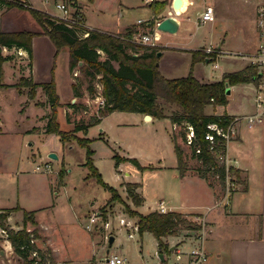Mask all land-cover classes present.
I'll list each match as a JSON object with an SVG mask.
<instances>
[{"label":"rangeland","instance_id":"1","mask_svg":"<svg viewBox=\"0 0 264 264\" xmlns=\"http://www.w3.org/2000/svg\"><path fill=\"white\" fill-rule=\"evenodd\" d=\"M62 1L67 4L70 11L75 10L71 8L72 0ZM119 2L123 4L124 0H119ZM263 2L264 0L261 1L262 4L259 8L263 6ZM199 4L202 6L203 3ZM234 4L235 7L231 2L222 5L223 14H219L217 17L215 14L212 21L206 23L200 22L197 15L194 14L193 19L174 34L158 31L155 21L152 27L148 26V23L154 20V18L151 19L154 8L153 4L148 5L145 0H132L131 7H121L116 0H102L101 5L97 8L95 4H92L98 12L90 9L87 12V8L83 10L93 25L106 30H118V25L124 27V25L135 23L137 19L143 20L142 25L138 26H143L146 28L145 31L150 33L153 30L157 31L160 35L155 46L157 52L163 50V53L158 57L159 74L168 79H177L193 73L204 81L212 82L222 79L224 73L247 67L252 62L251 57L256 53L255 48L260 43L261 37L258 36L254 39L251 32V26L255 25V20L248 19L246 15L251 10L248 9L251 7V3H248V0H240L239 3L234 2ZM34 5L37 6L35 9L46 10L52 14L51 16L62 14V11L55 7L53 0L48 2L38 0ZM78 12L82 14L81 11ZM32 21L33 24H36L35 20ZM246 22L249 25L245 26ZM28 26L26 28L30 29L31 27ZM35 41L37 48L34 56L39 62L40 81H50L54 74L56 93L60 99L62 98L61 106L67 112L64 115L61 109L57 108L56 122L59 124V129L68 134L69 138L62 142L59 134H49L46 131L51 112L47 110L44 114L43 107L37 106L42 102L40 99L44 98L41 87H37L33 95L29 94L30 87L25 85L23 86L27 90V95L20 94L18 88L13 86L5 87L0 91V207H2L0 211L9 208L13 209L11 211L19 210L15 209L17 206L29 211L47 206L50 208L49 205L54 200L58 207L56 206L53 212L51 209L44 208L35 215L39 223L45 225L62 219L67 223L73 221L72 206H75L83 219H89L96 215L98 217L96 219L100 223H104V225L106 222L109 223L106 228L107 232L116 237L113 245L107 246L110 249V254H122L126 257L127 264L159 263L158 245L154 235L150 231L141 234L135 229L133 230L135 238L130 239L129 231L120 226L119 219L123 217L126 221L130 218L132 221V218L138 220L136 216L128 214V208L145 213L155 206L157 196L159 198L162 195L165 196L163 165L176 162L175 144L169 139V135L172 139L174 136L177 138L178 144L185 152L184 157L188 162V171L196 174L195 168L201 162L193 155L192 148L184 143L185 139L183 140L182 134L186 128L181 125L173 128L170 125V119L166 118L146 120L145 115L142 117V113L139 111L113 110L103 117L101 124L91 126L88 133L83 131L74 133L75 124L87 123L93 115L99 114L98 107H101L102 98L104 102L100 75L92 80L94 91L89 93L91 82L88 77L83 75L80 66L76 65L72 70L67 67L66 49L63 48L58 55L54 56L55 45L48 36L38 37ZM220 43L221 47H219ZM202 48L206 53L217 54V58L210 59L209 62L200 60L193 64L192 53ZM99 51L101 50L99 49ZM126 51L132 53L129 48ZM244 56H249V58L246 59ZM18 57L15 55L10 57L13 71L11 70L12 74L9 77L6 72L5 78L7 81H15L14 84L19 83L22 76L28 78L31 75L28 72V69L31 68L28 56L25 59ZM98 59L105 60L102 51L99 53ZM72 85H75L76 88H73ZM232 90L228 106L229 112L237 110L239 103L246 98L248 100L252 95L251 84H236ZM25 100H29V103L32 102V104L22 110ZM72 101L74 102L72 103ZM160 101L164 103L163 100L158 99V102ZM46 103L49 105L48 101ZM164 106L167 113H172L173 107L167 103H164ZM206 111L208 114L218 113L219 115L224 113L226 108L225 106H217V108L208 106ZM42 114H44L43 117ZM100 129L103 131L101 132ZM73 135L91 140L89 146L93 150L92 163L96 166L102 180L114 188L121 185L119 189L115 188L117 196L114 195L116 196L114 200L111 201V193L104 189L95 177L91 176L89 166L85 165L86 147L80 146L77 140L72 139ZM50 153H55L58 159L49 158ZM117 157L135 158L144 169H139L136 164L130 161H122L120 166L116 167ZM44 163L48 164L52 171H47ZM37 165L41 168L40 171L36 170ZM160 166L163 169H160ZM117 169L121 170L120 173ZM240 176L243 177L242 174ZM65 177L67 187L72 188L73 191L70 194L72 196L69 197L70 199L65 196L63 189L65 186L61 185ZM123 178L127 182L137 181L143 184L141 193L146 197L143 205L134 206L131 197H128L126 193V183H123L125 181L120 184V180ZM216 182L217 180L214 181V183ZM52 183L55 186L53 185L50 193L49 187L52 186ZM56 191H59L57 196L55 195ZM35 212L34 214H36ZM12 217L13 224L14 221H19L22 225L23 213H13ZM189 217L199 225L203 223L202 217L198 214L190 213ZM206 226L208 229V222H206ZM26 228L32 230L34 225L27 222ZM191 232L193 236L197 234V232ZM1 234L7 236L5 233L1 232ZM105 241H107L106 238ZM0 248V251H3L1 246ZM107 248L100 249L95 254V260H99L100 264H103L108 256ZM40 250L45 252L46 248L43 246ZM172 252L170 248L164 252L168 263H173L175 259L176 254ZM48 256L52 258L51 253ZM30 257H36L37 261L40 259V255L34 254V252ZM34 263L39 264L36 261L32 264Z\"/></svg>","mask_w":264,"mask_h":264},{"label":"trees","instance_id":"2","mask_svg":"<svg viewBox=\"0 0 264 264\" xmlns=\"http://www.w3.org/2000/svg\"><path fill=\"white\" fill-rule=\"evenodd\" d=\"M6 5V8L26 9L30 12L37 24L41 26V31L34 32L29 30L21 31H0V45L6 47L24 48L29 55L32 53V40L38 34H44L49 37L55 45V56L63 48L69 50V69H73L76 65L80 66V70L85 77L90 80L89 93L94 91L92 80L100 75V81L103 86L104 102L98 107V115L93 117L87 123L75 124L73 132L83 131L87 133L88 128L98 124L101 118L110 114L113 110L119 111H139L142 114H149L153 118H168L172 123L178 126L187 127L192 125L195 129L199 143L202 145L203 151L196 155L193 149V155L201 163L195 172L198 176L206 178L211 185L214 181H218L222 185V190L226 187L227 166L219 158L220 154L227 151V142L218 138L214 151H209L208 143L203 139L206 131V124L210 121H221L228 124L234 116L228 114L217 115L208 114L207 107H217L218 105L228 104V88L231 85L239 83L254 82L257 83L259 75L257 68L252 65L226 73L220 80L204 81L195 74L190 73L188 76L179 77L177 79H168L159 74L158 63L159 58L156 56L157 47L145 44H137L130 41L131 37L138 32L135 27H129L123 32L109 33L102 32L97 29H87L71 27L65 21L57 16H51L43 10L35 9L30 6L29 0H0ZM164 2H158L154 12L158 13L164 8ZM152 24L154 20L151 21ZM83 32H88L86 37H82ZM130 47L133 53H128L126 48ZM97 49L104 52L105 60L98 59L99 53ZM139 50H142L140 53ZM134 53L136 55H134ZM217 54L206 53L204 49L195 50L192 53L193 64L197 61L206 59H216ZM7 57L0 54V87L29 86V94H34L37 87H41L47 101L50 105V119L48 120L46 131L48 133L59 134L60 139L64 142L69 135L59 129L56 122L57 108L60 105V96L56 93V85L52 74V79L46 82L36 83L32 79L21 77L17 84H7L3 82V63ZM53 69V68H52ZM53 73V70H52ZM130 85L131 87H129ZM76 88L75 85H72ZM163 100L170 107H173L172 113H167L164 103L158 102ZM163 104H162V103ZM75 106V105H73ZM183 140L186 137V131L182 134ZM77 140L80 146L86 147L85 165L89 166L91 176L108 190L112 195V200L117 196L114 186H110L102 180L96 166L92 163L93 150L89 146L91 141L86 137L73 135L71 137ZM173 144H175V152L178 161V169L180 176L188 171V162L185 160V152L178 144L177 138L174 136ZM122 161H130L136 164L139 169H144L135 158L117 157L116 165ZM229 172L235 176L234 179H241V170L235 166L229 168ZM62 177V176H61ZM126 193L131 197L134 206H141L144 202L142 196L136 191L139 183L131 182L125 184ZM116 195V196H114ZM15 209H20L18 206ZM11 208L0 211V227L5 231L8 240L11 242L14 252L19 256L23 264H32L34 261L39 264H47L51 261L50 249L46 248L45 252L40 250L35 239H41L38 229L33 228L27 230V222L36 224L34 211L23 210V226L21 229L15 230L7 224V219ZM128 214L138 218L136 226L137 231L141 234L150 231L157 240V245L164 254L168 250V244L164 242V238L169 235H177L181 229L188 228L192 230H200L199 224L193 222L187 213L178 211H166L160 213L157 210L148 211L142 214L137 210L128 208ZM200 216V215H198ZM1 249V248H0ZM33 252L40 255L37 261L36 257H30ZM166 263V260L163 264Z\"/></svg>","mask_w":264,"mask_h":264},{"label":"crops","instance_id":"3","mask_svg":"<svg viewBox=\"0 0 264 264\" xmlns=\"http://www.w3.org/2000/svg\"><path fill=\"white\" fill-rule=\"evenodd\" d=\"M37 1L38 0H29L30 6L32 8H37V6L34 5V3H37ZM116 1L121 7L132 6V0H124L123 4H121L119 0ZM184 1H185L184 4L185 6L182 8V10L177 12L174 10V6H173L174 0H152L151 2H148V5L153 4L155 6V9L157 7L158 2H164L163 5L164 8L161 9L158 13L154 12L151 19L153 20L154 18V21L156 23L157 21H159V19L167 15H174L180 23V27H179L180 29L183 25L189 23V21L193 19L192 16H194V14H196L200 20V15L208 7L213 6L215 8L216 17H217L219 16V14H223L224 9L222 5L224 6L228 4V2H231L233 7H235L234 2L236 3L240 2V0H201V1L184 0ZM261 1L262 0H248V3H251V7L248 9L251 10L248 11L246 15L248 19L253 18L255 20L254 22L255 25L254 26L252 25L253 27L251 26V32L254 35V39L258 38L259 36L257 29L256 12H258V8L262 4ZM101 2L102 0H87V2H84V0H72L70 4H71V8L77 9L82 12L84 23L89 30L91 28L92 29L94 28L106 33L107 32L118 33L125 31V29L129 27H135L138 31L135 34L145 32L146 28H144L143 26L142 27L138 26L143 22V20H141L142 22L138 23V20L140 19H137L136 22L133 24L126 26L124 25V27L123 25L122 26L118 25V30H114V29L106 30L100 26L93 25L89 21L90 19H88L86 12L83 9L87 8V12L89 11V9L98 12L96 8L99 5H101ZM200 2L203 3L202 6H200L199 4ZM92 4H95L96 8H94ZM43 11L52 15L50 12L46 10ZM32 20L35 19L32 17V15L28 10L21 8L18 9L15 7L6 8V5L0 2V31L3 32L21 31V30H29L34 32L41 31V26H39V24H37L36 21H35L36 24H33ZM22 22L23 24H21ZM249 23L251 24V21ZM20 24L21 26H19ZM24 25L26 26L29 25L28 27L31 28L30 29L26 28V26ZM244 25L247 26L249 24L248 22H246ZM148 26L152 27L153 24L148 23ZM43 36L44 34H38L37 36L33 37L32 40L33 48L31 55H29L27 50L22 47L21 48H16V47L9 48L6 46L3 47V51L1 55L3 57L4 56L7 57V59L3 63L2 83H7V84L15 83V81L9 80L10 81L9 82L5 79L6 72H8L7 73L8 77L9 75L12 74L13 68L10 62L11 61L10 57L13 55L19 56L18 57L19 59H25L28 56L27 58L29 59V61H31V65H30L31 68L28 69V72H30L31 75L28 78L32 79L33 82L36 83L42 82L40 81L39 78L40 77L39 62L37 61L36 56H34V53H35V49L37 48L36 47L37 44L35 40L38 39V37H43ZM258 46L255 48V50H257ZM63 48L67 50L65 55H67V60H68L67 67L69 68V50L67 49V47H63ZM127 48L132 50V48L130 47ZM97 51L98 53H100L102 50L99 51V49H97ZM139 51L142 52V50ZM58 53L56 55H58ZM102 53L104 52L102 51ZM162 53L163 50L161 51V54ZM225 74L226 73H224L223 76ZM53 78H54V74H53ZM239 84H251L252 95L248 98V100L246 98L242 102H240L238 106L239 108L237 110H233L232 112L228 111V106L230 104V96L233 93L232 88L236 85L235 84V85H231L228 88V92H229L228 104L218 105V106H225L226 108V111L219 115L228 114L230 116L233 115L236 117H240V119L236 122L235 134L232 140H230L228 143L226 157L230 160L232 165H234L235 167L241 170L240 174H242L243 177H241L239 181L237 182L235 181L234 183L235 185L231 190L223 191L222 185H220L218 181L213 185H211L206 178L198 176L197 174H194L190 171H187L185 175L180 176V172L178 169V161L176 157L175 163L163 165L164 179H165V196L162 195L160 198L159 196H157L158 198H156L155 200V206H154L155 208L153 207L151 209H148V211L155 210L158 207L159 202L163 201L168 211H178L187 214L194 213L196 215L198 214L206 222H208L209 234L207 237L206 246L208 247L209 257L207 261H205L203 264H264V118L262 119V121L259 122L257 121L253 124H249L245 120V118H243L244 116L257 112V108L254 105V99H255L254 85L256 83L248 82V83H239ZM2 89H5V87H0V91ZM18 90L20 94L27 95V90H25L24 86L18 87ZM43 95L44 98L40 99V101L42 102L38 103L37 106L41 105L44 109L43 113L46 114L45 112L47 110H50V105L46 103L47 95H45V93ZM73 102L74 101H72V103ZM23 104L24 105L22 110L26 106L32 104V102L29 103V100H25ZM61 104H62V98L60 99V105L58 106V109H61L64 115H66L67 112L64 109V107L61 106ZM67 108L69 109V107ZM44 114H42V117ZM215 114L218 115V113ZM144 115L146 114H142V117H144ZM152 118L153 117L151 116L150 119H146V120H151ZM102 119L103 117L101 118V121ZM101 121L98 124H95V126L101 124ZM169 122L173 128L178 127V125L172 123V121ZM90 128L91 127L88 128L87 133L90 131ZM100 131L102 132L103 129H100ZM169 139L173 141V139L170 138V135H169ZM119 164L116 165V167H119L120 166ZM163 168L161 167L160 169ZM117 170L120 173L121 170L119 169ZM65 179L66 177L63 178L61 185L65 186L63 188L64 193L65 196L69 198L71 196L70 195L71 192L73 191L72 188L67 187V181H65ZM122 181H125L123 183H128L123 178V180H120V184L122 183ZM137 183H139V187L136 189V191L139 193L140 196L143 197L144 199L143 204H144L146 201V197L143 196L141 193L143 184L140 182ZM53 185L54 184L52 183V186L49 187L50 193L51 190L53 189L52 188ZM120 186L118 188L116 186L115 188L119 189ZM58 192L59 191L55 192L56 196ZM55 204H57V202L53 200V203L49 205L50 208H48L47 206L33 210L36 211L34 217L37 223L36 225H34V228L39 229V234H41L42 237L41 240L38 241L36 240V244L39 248L44 246L45 248H48L50 249V251H52L51 252L52 259L49 262V264H100L99 260L98 261L95 260V254L100 249H104L107 248V246H109L108 239L110 236H112L110 235L109 232H107L106 229L108 228L109 223L106 222L105 224L106 226H105L104 223H100L98 219H95L94 222H91L90 219L94 216L90 217L89 219H83V217H81V215H79L78 211L75 209V206H72L73 207V208L71 207L73 210L72 216H74L73 221L67 223L62 219L61 221L49 222L45 225L40 224L39 221L36 219L35 215H37L38 212L40 210L42 211L44 208L51 209V211L53 212L56 206L58 207V205ZM0 208H1L0 210H2V207ZM23 210L26 209L20 208L19 210L11 211L9 213L7 224L10 225L11 228L15 230L22 228L23 223L22 225H20L21 223L19 221H14L15 223L13 224L11 221L13 220L12 217L13 213H23ZM147 212L145 213L140 212V213L146 214ZM121 219L124 220L125 224L120 223ZM132 219L133 221L131 220V218L130 220L127 221L123 217L119 219L120 226L124 227L127 231H129V235L133 234L132 236H129L130 239L135 238V233L133 230H135L134 226H136L137 223V219L134 218ZM130 229H132V231H130ZM2 230L3 229L0 227V246L3 248V251H0V264H23L19 256L14 252L11 242L8 240L7 236L1 234ZM191 231L197 232L198 234V230L183 228L177 235H169L165 237L164 242L168 243V247L170 248V250L173 251L172 253L174 254L177 253V250L180 249L189 250L191 246L196 244V237H197V234L193 236V233ZM105 238L107 239V241H105ZM115 239L116 237L114 236V240ZM172 247H174V249H172ZM107 252L109 254L110 249L107 248ZM120 255L122 256V254ZM124 258L126 259V257ZM164 259H165V255H164ZM103 264H105V262Z\"/></svg>","mask_w":264,"mask_h":264},{"label":"built area","instance_id":"4","mask_svg":"<svg viewBox=\"0 0 264 264\" xmlns=\"http://www.w3.org/2000/svg\"><path fill=\"white\" fill-rule=\"evenodd\" d=\"M49 0H44V2H48ZM55 7L57 9H60L62 11L61 15H55L65 21L67 25L78 28H87V26L84 23L83 15L78 12L79 10L75 9L70 11L69 8H67V4L63 2L62 0H53ZM152 0H145L146 3L151 2ZM264 3V2H263ZM215 8L213 6L206 8V10L202 13L200 16V22L206 23L208 21H212V19L215 17ZM257 28L259 32L260 44L255 54L251 57V63L250 65L257 68L258 72V82L254 85L255 89V99H254V105L257 108V112L253 114H249L247 116H244L245 120L249 124H253L255 122L262 121L264 118V4L258 9L257 12ZM141 20H138V23H141ZM88 29V28H87ZM88 35V32H83L81 34L82 37H86ZM160 35L157 31H154L152 33L145 31L142 33H137L133 35L130 39V41L137 43V44H145L148 46H156L158 39ZM246 59L249 56H244ZM101 106L103 105V98L100 102ZM240 119V117L234 116L232 121H230L228 124L223 123L221 121H210L206 124V131L203 134V139L208 143V149L209 151L215 150V145L218 143L216 140L218 138H222L227 142V146L230 140H232L235 131H236V122ZM185 143L192 148V150H195L196 155L201 153L203 151L201 143H199V137H197L195 129L192 125L188 124L186 127V137H185ZM219 158L222 162L226 163L227 166V179H226V187L225 189L231 190L232 186H234L235 179L230 172L229 168L233 167L234 165L231 164L230 160L226 157L225 154H220ZM46 165L47 171H52L51 167L48 164ZM40 167L37 166L36 170L40 171ZM160 213H164L168 211L166 209V205L163 201H160L158 204V207L155 209ZM96 219V215L90 219L91 222H94ZM203 219V218H202ZM121 224H125L124 220H120ZM136 229L137 226H134ZM2 233H5L4 230L1 231ZM6 234V233H5ZM209 234V230L206 226V221L203 219V223L200 226V230H198V234L196 237V244L191 246L189 250H177V253H175V259L173 263H168L166 261L165 264H203L205 261H207L209 257V251L208 247L206 246V239ZM133 234H130L129 236H132ZM36 254V252H34ZM166 259H164L165 261ZM105 264H127L126 259L121 256L118 253L114 254H108V256L105 258ZM155 264H163L161 262L155 263Z\"/></svg>","mask_w":264,"mask_h":264},{"label":"water","instance_id":"5","mask_svg":"<svg viewBox=\"0 0 264 264\" xmlns=\"http://www.w3.org/2000/svg\"><path fill=\"white\" fill-rule=\"evenodd\" d=\"M184 4H185L184 0H174V3H173L174 10L176 12L182 10V8L185 6ZM156 23H157L156 28L158 31L160 30V31L167 32V33H173V34L177 33V31L179 30V27H180V23L174 15H167V16L159 19V21H157ZM219 47H221V43L219 44ZM2 51H3V46L0 45V54L2 53ZM160 54H161V52H157L156 56L159 57ZM207 62H209V59H207ZM158 65L159 64L156 63L157 67H158ZM145 118L150 119L151 115L146 114ZM49 158H51L53 160L58 159V157L55 153H50ZM113 241H114V236H110L108 239V245L111 246ZM172 249H174V247H172ZM161 250L162 249L160 247H158V258H159V261L161 263H164V255L161 252Z\"/></svg>","mask_w":264,"mask_h":264}]
</instances>
